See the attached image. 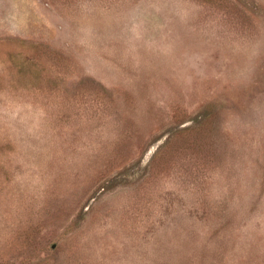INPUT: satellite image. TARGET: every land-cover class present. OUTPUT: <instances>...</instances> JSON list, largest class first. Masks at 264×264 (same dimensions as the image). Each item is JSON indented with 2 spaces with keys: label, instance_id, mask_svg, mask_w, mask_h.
Returning <instances> with one entry per match:
<instances>
[{
  "label": "rangeland",
  "instance_id": "rangeland-1",
  "mask_svg": "<svg viewBox=\"0 0 264 264\" xmlns=\"http://www.w3.org/2000/svg\"><path fill=\"white\" fill-rule=\"evenodd\" d=\"M0 264H264V0H0Z\"/></svg>",
  "mask_w": 264,
  "mask_h": 264
}]
</instances>
